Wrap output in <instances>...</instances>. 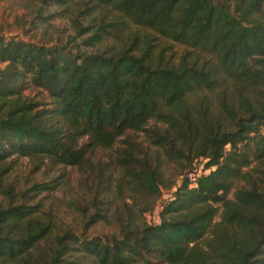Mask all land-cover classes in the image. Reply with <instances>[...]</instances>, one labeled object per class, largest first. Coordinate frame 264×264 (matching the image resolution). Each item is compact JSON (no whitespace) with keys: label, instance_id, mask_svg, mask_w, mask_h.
I'll use <instances>...</instances> for the list:
<instances>
[{"label":"trees","instance_id":"trees-1","mask_svg":"<svg viewBox=\"0 0 264 264\" xmlns=\"http://www.w3.org/2000/svg\"><path fill=\"white\" fill-rule=\"evenodd\" d=\"M75 5L63 44L0 35V264H264V0ZM21 157L75 167L81 229L116 230L55 233L57 180L15 190Z\"/></svg>","mask_w":264,"mask_h":264},{"label":"rangeland","instance_id":"rangeland-1","mask_svg":"<svg viewBox=\"0 0 264 264\" xmlns=\"http://www.w3.org/2000/svg\"><path fill=\"white\" fill-rule=\"evenodd\" d=\"M75 6V0H71L65 8L52 4L50 0H0V35L42 44H63L68 36L75 37ZM81 24L84 25L85 21L82 20ZM171 49L176 55L183 51L182 46L177 44H173ZM3 66L4 63L0 62V68ZM23 93L37 102L47 103L48 106V99L40 90L26 89ZM11 165L13 169L9 172V178L17 191L34 181L57 180L58 186L53 191L42 192L35 199L39 200L44 211L51 213L55 221V233H61L66 227L84 235L100 236L116 230L113 223H98L87 230L81 229L76 206L84 204L80 200L83 177L75 167L58 165L47 168L41 165L36 169L33 161L27 157L14 159ZM178 168V164H163L164 181L168 182L173 178ZM2 178L4 179L3 176ZM161 190L159 204L166 201L170 194L169 187H162ZM6 201L4 195L0 194V205L4 206ZM156 212L157 207L154 206L151 212L143 215L144 220L148 223L156 222Z\"/></svg>","mask_w":264,"mask_h":264},{"label":"built area","instance_id":"built-area-1","mask_svg":"<svg viewBox=\"0 0 264 264\" xmlns=\"http://www.w3.org/2000/svg\"><path fill=\"white\" fill-rule=\"evenodd\" d=\"M196 176H197V173L194 172V171H189V172H187V174H186V178H187L188 181L191 182V183L195 181Z\"/></svg>","mask_w":264,"mask_h":264}]
</instances>
